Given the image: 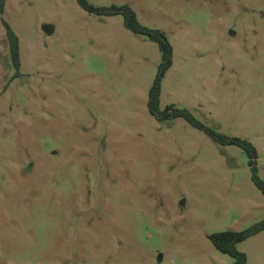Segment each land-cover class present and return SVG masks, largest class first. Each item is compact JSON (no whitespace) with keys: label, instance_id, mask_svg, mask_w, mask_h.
Listing matches in <instances>:
<instances>
[{"label":"rangeland","instance_id":"obj_1","mask_svg":"<svg viewBox=\"0 0 264 264\" xmlns=\"http://www.w3.org/2000/svg\"><path fill=\"white\" fill-rule=\"evenodd\" d=\"M129 4L166 32L160 110L188 108L249 140L264 180V0ZM20 40L10 59L7 29ZM156 42L77 0H6L0 12V264H233L209 236L264 219L247 152L147 107ZM264 264V230L237 245Z\"/></svg>","mask_w":264,"mask_h":264},{"label":"trees","instance_id":"obj_2","mask_svg":"<svg viewBox=\"0 0 264 264\" xmlns=\"http://www.w3.org/2000/svg\"><path fill=\"white\" fill-rule=\"evenodd\" d=\"M78 4L90 13L97 15H115L121 14L124 18L125 27L135 34L147 36L150 40L156 42L159 46L161 53V63L159 65L158 75L150 88L147 107L151 114L157 117L158 120H174L183 118L193 127L205 132L212 140L222 145H237L245 150L250 157V165L253 168L252 180L255 185L264 193V180L259 176L256 167V158L258 152L256 147L247 139L241 137H233L221 133L209 125L197 119L194 114L185 107H178L175 104H169L165 109L160 110V96H161V83L167 70L173 64V46L165 31L161 29L147 28L141 24L138 19L136 11L129 5H111V6H95L88 0H77ZM6 0H0V12H5ZM7 29V38L9 42L10 59L20 73L21 55H20V40L14 32L9 23L4 21ZM264 230V219L256 222L252 226L241 230L232 231L226 230L213 233L209 236L211 242L216 249L227 254L235 259L233 264H247V256L244 252L240 251L237 245L246 240L248 237L255 235Z\"/></svg>","mask_w":264,"mask_h":264}]
</instances>
